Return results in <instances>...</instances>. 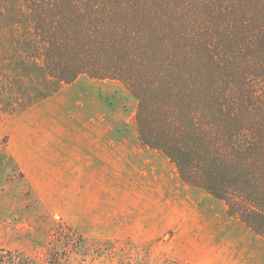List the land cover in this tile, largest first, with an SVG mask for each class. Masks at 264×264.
Returning a JSON list of instances; mask_svg holds the SVG:
<instances>
[{
    "label": "trees",
    "instance_id": "obj_1",
    "mask_svg": "<svg viewBox=\"0 0 264 264\" xmlns=\"http://www.w3.org/2000/svg\"><path fill=\"white\" fill-rule=\"evenodd\" d=\"M80 75L119 81L140 145L264 237V0H0L1 93L25 108Z\"/></svg>",
    "mask_w": 264,
    "mask_h": 264
},
{
    "label": "rangeland",
    "instance_id": "obj_2",
    "mask_svg": "<svg viewBox=\"0 0 264 264\" xmlns=\"http://www.w3.org/2000/svg\"><path fill=\"white\" fill-rule=\"evenodd\" d=\"M18 101L0 92V248L40 262L56 249L75 264H264V237L140 145L119 81L80 75Z\"/></svg>",
    "mask_w": 264,
    "mask_h": 264
},
{
    "label": "crops",
    "instance_id": "obj_3",
    "mask_svg": "<svg viewBox=\"0 0 264 264\" xmlns=\"http://www.w3.org/2000/svg\"><path fill=\"white\" fill-rule=\"evenodd\" d=\"M89 135H90L89 133H88V134H85V136H89ZM87 139H89V138H87ZM144 149L152 150L151 148H148V147H147V148H144ZM88 150H89V149H88ZM77 169L79 170V168H77ZM109 169H110V168H109ZM109 169H108V170H109ZM110 170H111V169H110Z\"/></svg>",
    "mask_w": 264,
    "mask_h": 264
}]
</instances>
